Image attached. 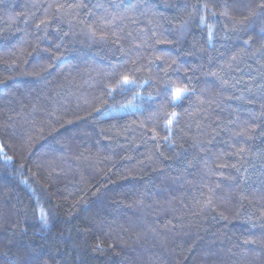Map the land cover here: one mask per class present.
Listing matches in <instances>:
<instances>
[{
  "label": "trees",
  "instance_id": "1",
  "mask_svg": "<svg viewBox=\"0 0 264 264\" xmlns=\"http://www.w3.org/2000/svg\"><path fill=\"white\" fill-rule=\"evenodd\" d=\"M0 264H264V0H0Z\"/></svg>",
  "mask_w": 264,
  "mask_h": 264
},
{
  "label": "snow or ice",
  "instance_id": "2",
  "mask_svg": "<svg viewBox=\"0 0 264 264\" xmlns=\"http://www.w3.org/2000/svg\"><path fill=\"white\" fill-rule=\"evenodd\" d=\"M132 81L130 80V78L129 77H127V76H125L123 79H122V81H121V83L122 84H130ZM183 91H186L185 89H181V88H177L176 90H175V92H174V94H173V99H177V98H179L180 96H181V94H182V92ZM169 123H171V121H169ZM42 215H43V213H42Z\"/></svg>",
  "mask_w": 264,
  "mask_h": 264
}]
</instances>
